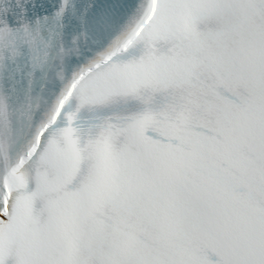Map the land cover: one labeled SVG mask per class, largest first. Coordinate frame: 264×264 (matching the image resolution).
Returning a JSON list of instances; mask_svg holds the SVG:
<instances>
[{
	"label": "snow or ice",
	"instance_id": "1",
	"mask_svg": "<svg viewBox=\"0 0 264 264\" xmlns=\"http://www.w3.org/2000/svg\"><path fill=\"white\" fill-rule=\"evenodd\" d=\"M84 9L107 43L67 73L77 36L0 6L53 85L0 92V264H264V0Z\"/></svg>",
	"mask_w": 264,
	"mask_h": 264
},
{
	"label": "water",
	"instance_id": "2",
	"mask_svg": "<svg viewBox=\"0 0 264 264\" xmlns=\"http://www.w3.org/2000/svg\"><path fill=\"white\" fill-rule=\"evenodd\" d=\"M34 2H36V1H34ZM61 3H62V0H61ZM71 3H72V6H69ZM85 3H86V0H64V6L67 7L66 8L67 13L65 15V20L66 19L67 20H66V23L64 24L65 27L68 28V29H70L71 32H75L76 30H82L83 31V30L86 29V33L84 31L83 37L80 36V33L81 32H79L77 34V35H79V41L83 42V43H81V48L83 46L84 47H87L88 46L87 43H92V42H95L96 41V40H94L95 37L92 36V34H91L89 22H88V19H87V16H86V12H85V9H84V4ZM43 4H44V1H43ZM24 7L27 8L26 6H24ZM25 10H27V12H29L28 9H25ZM27 12L25 14L26 19H28L33 24L38 23L36 19H34V18L31 17V15L29 14L30 12L29 13H27ZM31 14L38 15L35 12H32ZM33 17H35V16H33ZM67 36L68 35H64L63 34V37H67ZM101 42L102 41H99V42L96 41L94 44H92L90 46V49H88L87 52L90 54V52H89L90 50L95 49L96 47H100ZM83 51L84 50H82V52ZM22 53H24V51ZM92 54H90V55H92ZM80 57H82V59H83L84 56L81 55ZM78 58L79 57L74 56V59L72 60L73 63H75ZM30 61H31V59L29 57L24 58L22 60V67H20V70H18L17 72L20 73L21 72V69H22V76L25 75V73H23V71L26 72V67L29 66ZM0 64L3 65V61H0ZM76 65L77 64L75 63L72 67L74 68V67H76ZM72 67H70L66 72L68 73L70 70H72L71 69ZM40 72H36V74H38ZM13 80H17V75L16 74L14 75ZM42 81H41L40 78L36 79V81H35V85L36 86H33V87H35L34 92H29L30 89H31V87L28 86V85L26 86V88L24 89V94L28 92L27 95H26V98L29 95H36V94L44 95V94H46V90L48 88H51L53 86L51 83H47V84L43 85L42 88H40L39 89V92H38V91H36L37 86L39 87V83L40 82L42 83ZM56 86L58 87V84Z\"/></svg>",
	"mask_w": 264,
	"mask_h": 264
},
{
	"label": "bare ground",
	"instance_id": "3",
	"mask_svg": "<svg viewBox=\"0 0 264 264\" xmlns=\"http://www.w3.org/2000/svg\"><path fill=\"white\" fill-rule=\"evenodd\" d=\"M69 72H70V71H69ZM69 72H68V73H69Z\"/></svg>",
	"mask_w": 264,
	"mask_h": 264
}]
</instances>
